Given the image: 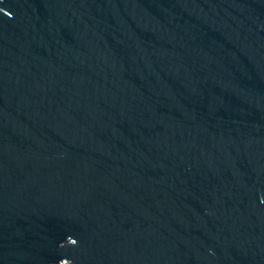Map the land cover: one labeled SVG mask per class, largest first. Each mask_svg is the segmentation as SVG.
I'll return each instance as SVG.
<instances>
[{
	"label": "water",
	"instance_id": "obj_1",
	"mask_svg": "<svg viewBox=\"0 0 264 264\" xmlns=\"http://www.w3.org/2000/svg\"><path fill=\"white\" fill-rule=\"evenodd\" d=\"M0 264H264V0H0Z\"/></svg>",
	"mask_w": 264,
	"mask_h": 264
}]
</instances>
